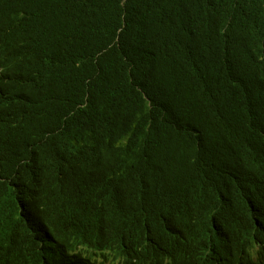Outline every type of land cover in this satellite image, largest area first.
<instances>
[{
    "label": "trees",
    "instance_id": "obj_1",
    "mask_svg": "<svg viewBox=\"0 0 264 264\" xmlns=\"http://www.w3.org/2000/svg\"><path fill=\"white\" fill-rule=\"evenodd\" d=\"M0 264H264V0H0Z\"/></svg>",
    "mask_w": 264,
    "mask_h": 264
}]
</instances>
